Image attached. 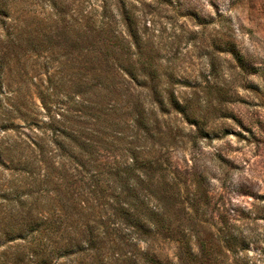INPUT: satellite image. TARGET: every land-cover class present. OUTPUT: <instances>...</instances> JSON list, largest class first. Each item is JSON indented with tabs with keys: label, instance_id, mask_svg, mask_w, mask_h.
<instances>
[{
	"label": "rangeland",
	"instance_id": "rangeland-1",
	"mask_svg": "<svg viewBox=\"0 0 264 264\" xmlns=\"http://www.w3.org/2000/svg\"><path fill=\"white\" fill-rule=\"evenodd\" d=\"M0 264H264V0H0Z\"/></svg>",
	"mask_w": 264,
	"mask_h": 264
},
{
	"label": "trees",
	"instance_id": "trees-1",
	"mask_svg": "<svg viewBox=\"0 0 264 264\" xmlns=\"http://www.w3.org/2000/svg\"><path fill=\"white\" fill-rule=\"evenodd\" d=\"M138 222H140V221H138ZM134 228L136 229V231H134L135 234H139V233H141V232H144V231L140 230V229L137 228V227H134ZM46 230H47V229H46ZM142 254L146 255L147 257H149V255H150L148 252H144V253H142Z\"/></svg>",
	"mask_w": 264,
	"mask_h": 264
}]
</instances>
